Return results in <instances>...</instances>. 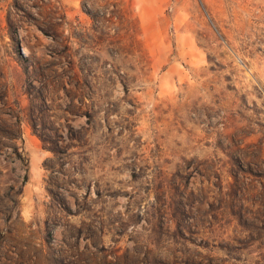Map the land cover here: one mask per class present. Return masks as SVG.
I'll return each mask as SVG.
<instances>
[{"label": "rangeland", "instance_id": "1", "mask_svg": "<svg viewBox=\"0 0 264 264\" xmlns=\"http://www.w3.org/2000/svg\"><path fill=\"white\" fill-rule=\"evenodd\" d=\"M156 1L0 0V264H264V0Z\"/></svg>", "mask_w": 264, "mask_h": 264}, {"label": "trees", "instance_id": "2", "mask_svg": "<svg viewBox=\"0 0 264 264\" xmlns=\"http://www.w3.org/2000/svg\"><path fill=\"white\" fill-rule=\"evenodd\" d=\"M133 22H134V27L139 30L140 29V22L139 19L137 17V15L134 16L133 18ZM116 41H118L119 44H121L123 41L128 40L129 44L134 46L136 42H138L137 37L134 34H130L129 36H118L116 35L115 37ZM121 52H116L117 56L120 55ZM131 55H136L137 60L140 63H143L145 61L144 55L142 54L143 51L141 49L130 52Z\"/></svg>", "mask_w": 264, "mask_h": 264}, {"label": "crops", "instance_id": "3", "mask_svg": "<svg viewBox=\"0 0 264 264\" xmlns=\"http://www.w3.org/2000/svg\"><path fill=\"white\" fill-rule=\"evenodd\" d=\"M163 1H164V0H158V1H156L155 4H157V6H161V5H163ZM140 3L142 4L143 2L140 1Z\"/></svg>", "mask_w": 264, "mask_h": 264}]
</instances>
